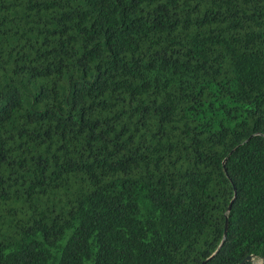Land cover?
I'll use <instances>...</instances> for the list:
<instances>
[{"label": "trees", "instance_id": "16d2710c", "mask_svg": "<svg viewBox=\"0 0 264 264\" xmlns=\"http://www.w3.org/2000/svg\"><path fill=\"white\" fill-rule=\"evenodd\" d=\"M249 254L264 0H0V264Z\"/></svg>", "mask_w": 264, "mask_h": 264}, {"label": "water", "instance_id": "95a60500", "mask_svg": "<svg viewBox=\"0 0 264 264\" xmlns=\"http://www.w3.org/2000/svg\"><path fill=\"white\" fill-rule=\"evenodd\" d=\"M234 199H235V197L232 199V201H231V203H230V205H229V209L231 208V205H232ZM227 229H228V221H227V223H226L224 237H223V239H222V241H221V243H220L218 249L222 246V244H223L224 241H225L226 234H227ZM218 249H217V250H218ZM216 252H217V251H215L211 256L215 255ZM211 256H210V257H211ZM255 256H256L255 254H249V255L246 256L242 261H240L239 264H245L247 261H253V260L255 259ZM210 257H209V258H210ZM262 264H264V261H262Z\"/></svg>", "mask_w": 264, "mask_h": 264}]
</instances>
